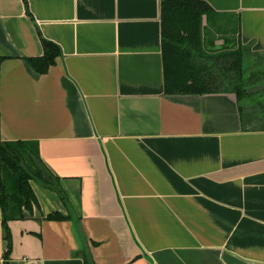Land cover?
Instances as JSON below:
<instances>
[{
  "label": "crops",
  "instance_id": "1",
  "mask_svg": "<svg viewBox=\"0 0 264 264\" xmlns=\"http://www.w3.org/2000/svg\"><path fill=\"white\" fill-rule=\"evenodd\" d=\"M203 1L236 19L264 98V0ZM41 38L59 48L46 73L27 61ZM245 103L164 93L160 0H0V141L37 143L84 236L45 219L67 209L31 180L38 206L7 223L10 264H84V248L95 264H264V115ZM183 215L213 217L226 256L172 244Z\"/></svg>",
  "mask_w": 264,
  "mask_h": 264
},
{
  "label": "trees",
  "instance_id": "2",
  "mask_svg": "<svg viewBox=\"0 0 264 264\" xmlns=\"http://www.w3.org/2000/svg\"><path fill=\"white\" fill-rule=\"evenodd\" d=\"M23 2L27 7V0ZM160 28L165 94L231 92L240 106L257 95L253 94L248 82L257 83L262 79L263 71L254 69L246 79L244 47L237 38L236 19L215 12L203 0H160ZM231 29L236 36L228 35ZM214 35L216 37L210 40ZM218 37L220 43H215ZM41 43L43 54L29 57L27 61L35 71L46 73L59 55V48L43 38ZM31 180L55 191L67 209L66 215L56 211L47 214L45 219L73 220L79 238L84 240L79 220L59 180L43 164L37 143L0 141V219L4 264H10L11 233L8 221L23 219L28 216L25 212L31 214L33 207L38 206ZM82 254L84 264H95L86 248Z\"/></svg>",
  "mask_w": 264,
  "mask_h": 264
},
{
  "label": "rangeland",
  "instance_id": "3",
  "mask_svg": "<svg viewBox=\"0 0 264 264\" xmlns=\"http://www.w3.org/2000/svg\"><path fill=\"white\" fill-rule=\"evenodd\" d=\"M232 24V23H231ZM235 26L233 25V29ZM233 29L229 31L230 36H236V32L234 33ZM216 36H212L210 40L214 39ZM254 55H251L249 60L254 59ZM248 60V59H247ZM262 70V69H261ZM247 74V72H246ZM245 74V75H246ZM250 76H247L246 79H249ZM255 89L253 88V92ZM249 103L253 104H260V107L257 108L256 106L252 109L257 112V114L264 115V104L262 105V102H264V98L261 96H252L249 100ZM254 113V112H253ZM246 118V117H245ZM248 118V117H247ZM264 119V118H263ZM255 124H259V122L255 121ZM181 221H179L183 228L187 227L188 231L183 232H172L171 233V240L172 244L179 243L183 245V247H186L187 244L192 245V252L188 255L196 256H207V255H213L214 253L211 252L212 246H221V252L220 255L226 256V247H227V232L225 231H214L212 227V218L211 216H196V215H183L180 217ZM215 218V217H214ZM222 219V218H221ZM222 223V221L220 220ZM204 225H203V224ZM195 224V225H194ZM159 235V234H158ZM167 233H161V238L163 239V236ZM223 251V253H222Z\"/></svg>",
  "mask_w": 264,
  "mask_h": 264
}]
</instances>
